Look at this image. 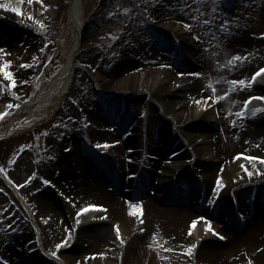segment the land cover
I'll use <instances>...</instances> for the list:
<instances>
[{
  "label": "bare ground",
  "instance_id": "bare-ground-1",
  "mask_svg": "<svg viewBox=\"0 0 264 264\" xmlns=\"http://www.w3.org/2000/svg\"><path fill=\"white\" fill-rule=\"evenodd\" d=\"M64 1L44 0L51 6L45 10L39 0L32 3L26 0L23 12L17 15L11 10L14 0H0V4L10 6L0 8V45L5 46H0L3 49L0 67L6 60L12 61L9 70L17 80L15 90L23 86L30 75L31 69L23 65L34 62L30 42L37 38V30L31 26L37 24L29 13L47 25L41 30L43 35L53 25L52 14L68 6L78 33L59 77L31 101L22 104L16 116L49 102L58 87L65 90L76 70L84 30L82 2ZM226 1L231 0L223 2ZM244 2L237 1L238 11ZM157 12L153 11L152 16ZM152 16L142 21L141 31L132 34L134 38L130 42L134 45L120 55L107 58L100 54L90 59L102 77L93 71L83 80L77 78L86 84L89 94L79 99L77 113L71 107L62 114V118L73 126L66 136L60 137L59 149L52 156L55 159L43 168L44 172L50 173L46 179L51 183L42 184L43 189L47 188L46 198H41L36 210L42 237L50 244L52 252H57L68 264H179V260L184 264H242L245 255L255 264H264V175L261 174L264 173V161L261 160L258 168L249 162L246 172L242 159L227 154L239 148L253 152L256 157H264V111L256 115L260 119L238 115L248 96H264V74L252 87L231 84L232 80L238 79L250 81L256 71L264 68V35H261L264 29L257 35L250 34L247 27L222 34L220 46L225 57L231 59L239 53L248 59L218 71L221 78L216 81V91L207 94L205 90L210 89L204 84L203 76L196 75L203 74L204 65L189 50L197 46L194 34L189 35L188 30L177 22H167L160 29L152 28L149 23L162 17ZM32 20L34 24L30 25ZM126 31H122L123 37ZM130 42L126 41L125 45ZM25 48L30 52L28 57L23 56ZM160 52L165 59L160 57ZM182 56H190L197 63L193 72L185 71ZM159 58L165 60L163 67L153 65ZM140 63L144 64L143 68L127 71L129 66ZM158 75L163 76L158 78ZM0 85L12 88L2 72ZM91 89H95L96 95ZM108 90L112 95L106 98L98 93ZM208 96L213 99L195 103ZM216 96L222 98L217 102ZM127 97L137 100L147 97L144 107L147 112L139 118L132 114L130 104L123 102ZM152 107L157 109L158 116L167 119L171 128H167V122L160 116L153 120ZM78 117L84 123L82 128L74 124ZM15 118L6 121L3 127L8 128ZM109 124L112 130L108 128ZM126 128L129 132L122 135ZM96 142L113 145L101 152L94 148ZM63 144L66 146L61 150ZM189 145L194 148L189 149ZM202 152L208 157H199ZM141 156H146L147 160L142 162ZM172 157H178L174 159L175 166L164 165L163 159ZM187 159L190 160L187 162ZM197 174L204 179L196 180L194 175ZM218 177H222V187L217 195L214 188ZM181 190L193 196L198 192L209 207L180 200L177 195ZM50 191L58 196L55 203L63 207L59 208L65 217L76 215L88 204L103 206L98 212L80 215L81 223L71 227V237L59 250L55 246L68 236V232L59 218L60 213L52 205ZM232 203L244 209L239 211L244 216L234 213ZM133 205L139 206L141 212L133 215ZM199 217L207 218L212 228L224 238L206 231L205 221ZM8 220V223L13 221L9 217ZM193 220H197L195 228H192ZM117 224L123 241L127 240L124 242L126 252L119 249L123 242L116 234ZM2 229H5L4 225ZM26 239L21 225L14 224L11 230L6 225V229L0 231V253L11 254L13 249L9 248L25 243ZM194 243L197 247L189 256V246ZM87 246L91 248L87 249ZM26 253H17L12 264H39L35 254Z\"/></svg>",
  "mask_w": 264,
  "mask_h": 264
},
{
  "label": "rangeland",
  "instance_id": "rangeland-1",
  "mask_svg": "<svg viewBox=\"0 0 264 264\" xmlns=\"http://www.w3.org/2000/svg\"><path fill=\"white\" fill-rule=\"evenodd\" d=\"M25 1L26 0H14V8L20 9V12H16L17 15L23 12L22 7ZM66 1L68 0L64 2L66 3ZM223 1L224 0H81L84 30L81 35L80 49L77 54L76 70L72 75L69 86L63 93H60L61 88L58 87L54 91V97L49 102L38 105L32 110L16 116L19 108L12 107L8 109L7 106L9 104H19L21 106L27 100L32 99L35 94H39L54 82L58 74L64 68L69 52L78 37L68 6L52 14L53 25L48 33L41 35L42 29L40 26L37 24L38 27H35L33 25L34 21H31L30 25H33L31 27L37 30L35 34L37 38L34 40L31 39L32 41L30 42V52H32L34 62L32 63L33 67L30 68V75L27 79L28 83H24V85L17 90H13L6 85H0V112H11V115H7L0 121V126L9 119L16 117L14 123L0 132V165L4 167V172H0V189H4L3 192H0V217L4 218L3 222H0V228L4 225L6 229V225L9 222V213H15V215L9 217V219L15 221L14 224H17V227L21 225V229L27 236L25 243L13 244L12 247L9 248L13 249L11 254L5 255L3 252L0 253V257L7 260L8 264H12L13 260L18 257L17 253L25 255L27 254L26 252L35 254L39 264H68L58 255L55 257L51 255L52 250L50 249V244L46 243L42 237L37 222L36 210L42 202L41 198H46L44 192L47 188L43 189L41 177L47 178L50 173L44 172L45 169L43 168L51 160L50 157L57 153L60 137L66 136L73 126V123L71 124L62 118V114L71 107L75 113H77V111H79V99L89 94L87 93L86 84L79 82L77 78L79 77V79L82 78L83 80V77H86L87 74L89 75V73L93 71L97 73L95 64L90 62V59L96 58V55L100 54L102 57L106 56L107 58L118 54L120 55L123 50L134 45V43L131 45L130 41L134 38V34L139 30L141 31L142 21L148 20V18L152 16L153 11L158 10L157 14L152 16V18L158 15L162 17L155 18L153 22H148L150 27L156 29L159 27L158 29H160L164 24H167V22H172V24L177 22L182 24L185 29L186 27L184 24L189 23L194 25L192 29L186 28L189 35L193 33L194 36L200 35L202 37L200 40L196 39L195 42L197 46L189 48V50L195 53L197 58L203 63L204 72L202 76L204 84L210 89H206L205 92L207 94L212 93L210 91H213V88L216 87V81H219L221 78L218 71H221L223 67L229 66L228 61L230 57H225L221 51L220 41L223 36L222 34H231V31L235 33V31L238 32L248 29L250 34L254 35L256 33L257 35V33H260L264 29V0H244V6L242 9L240 8L241 10L239 11V4H237V1L240 0H231L229 3L227 1V3H224ZM185 4H188L190 7L185 8ZM123 7L132 8L133 11L130 14H125L122 11ZM145 7L149 9L148 12L144 11ZM110 12L113 13V15L110 16ZM258 12L261 13L258 14ZM192 16H195L196 19L193 20ZM0 18H2V16H0ZM93 20H95V22H92ZM205 21H208V23L206 24ZM226 21L227 23H225ZM7 22L11 23V20L7 19ZM221 24H224V28L220 27ZM245 27L247 28L245 29ZM126 30L129 32L127 33ZM122 31H126L124 37ZM86 32L88 33L85 35ZM109 33H113L117 39H113L112 36L108 35ZM176 40H178V38H176ZM126 41L130 43L125 45ZM262 44H264V42ZM3 45L4 44H1L0 46ZM4 47L5 46H3V48ZM27 52V48H25L23 56L28 57L30 52ZM161 52L160 57L164 58L163 53L161 56ZM156 57L158 58L159 56ZM182 58L181 62L186 66L185 71L193 72L197 63L190 56H182ZM262 60L264 61V59ZM164 62L165 60H160L159 58L156 64L153 65L159 67L162 66ZM143 67L144 64L142 63L139 65L134 64L129 66L127 71L137 70ZM97 74L102 77L100 73ZM120 74L122 73L120 72ZM162 76L163 75H158V78ZM13 91L18 95L14 96ZM91 91L96 95L95 89H91ZM98 93L100 96H103V98L112 95L109 90L106 93L102 91ZM123 102L127 103V105L130 104L132 114H135L138 118L142 117L143 112H147L148 110L144 108L147 97L141 100L127 97L123 99ZM152 108V118L154 121L156 119L158 120L160 115L158 116L156 108ZM252 117H255V115ZM160 118H162L164 122H167L165 117L160 116ZM258 119H260L259 116ZM74 124L76 127L78 126L80 128L84 126L82 118L79 117L78 120H74ZM166 125L168 129L171 128L168 122ZM108 126L111 130L113 129L110 124ZM128 132L129 129L126 128L121 134L126 135ZM195 137H198V134ZM199 140L201 141V139ZM98 144L104 145L106 143L100 144L96 142L94 145V148H98L101 152H106V149L113 145V143L109 142L107 144L111 145L110 147H97ZM64 146L66 145L63 144L61 150L64 149ZM200 146L203 147V143H201ZM188 147L192 150L194 145H189ZM66 150H68V148H66ZM202 150L203 149H201V151ZM135 151L139 152L138 149ZM227 154L233 155L236 159H242L243 162H245L243 169L246 172L248 171L249 162L251 164L255 163L254 168H258L261 162L260 159L250 160V157H256L257 155L245 149L236 148ZM247 154L251 156H247ZM201 155H204L205 158L208 157L204 152L200 153L199 157H202ZM222 157L223 155L221 154V158ZM140 159L142 162L147 160L146 156H141ZM174 159H178V157L163 159V163L164 165L166 164L173 167L175 166L174 163H177ZM189 160L187 159L185 161L188 162ZM9 161H15V163L11 164ZM5 172L7 173V177H10L11 181H15V183L10 182L5 176ZM33 173H37L38 175L31 183L25 184L24 181ZM194 176L198 181L204 179L202 175L197 174ZM17 185H22V187H17ZM50 192H52V194L50 193L52 205L60 213L59 218H61L62 223L64 222L65 228H75L77 216H63L61 209L63 207L59 206L61 207L59 208L56 204L58 196L56 193H53V191ZM177 196L186 203L193 202L205 208L209 207V203L204 200L203 196H200L198 192L193 196L181 190L178 192ZM236 205L232 203V208H234L235 211L234 213L240 214L238 215L240 217L244 216L239 213V211H243L244 209H240ZM254 217H257V215H254ZM125 241L127 240L125 239L124 242ZM124 242L119 248L122 252H126ZM89 247L91 248V246H87V249H89ZM224 248L225 247H221V249ZM117 249L118 248L115 246V250ZM249 260L252 259L245 255L244 260L241 259V262L242 264H247ZM252 262L255 264L253 260ZM178 263L184 264L181 260H179ZM0 264H2V261H0Z\"/></svg>",
  "mask_w": 264,
  "mask_h": 264
},
{
  "label": "snow or ice",
  "instance_id": "snow-or-ice-1",
  "mask_svg": "<svg viewBox=\"0 0 264 264\" xmlns=\"http://www.w3.org/2000/svg\"><path fill=\"white\" fill-rule=\"evenodd\" d=\"M28 2H29V3H32L33 0H28ZM39 3L42 5V7H43L45 10H47V8L51 7L50 5H46V4L44 3V0H39ZM9 7H10V6H9L8 4H0V8H5V9H7V8H9ZM184 7H185V8H189L190 6H189L188 4H185ZM11 10L14 11V12H20V9H19V8H12ZM148 10H149V9H148L147 7L144 8V11H145V12H148ZM122 11H123V13H125V14H130V13L133 11V9H132V8H129V7H123V8H122ZM109 15L111 16V15H113V13L110 12ZM29 17H30L31 19H34V20H35V23L38 24V25L40 26L41 29L47 28V25L44 23L43 20L36 19L35 16H33L31 13H29ZM192 19L195 20L196 17H195V16H192ZM205 23L207 24L208 21H205ZM225 23H227V21H226ZM184 26H185L186 28H188V29H192V28L194 27V25L189 24V23H185ZM220 27H221V28H224V24H221ZM121 30H122V29H121ZM108 35H109V36H112L113 39H117V37H115V36L113 35V33H109ZM261 35H264V33H262ZM201 38H202V37H201L200 35H195V39L200 40ZM41 50H43V49H41ZM2 51H3V49H0V52H2ZM6 55H7V54H6ZM36 59H38V58H36ZM247 59H248L247 56L241 57V55H240L239 53H237L235 56H233V57L228 61V64L231 65V66H233V67H235L239 62H241L242 60H247ZM11 64H12V61H10V60H6V61L4 62V64H3V66L0 67V72H2L3 75H4V77H5L8 81L11 82V87H12L13 90H15L16 87H17V80H16V78H15V74H14L12 71L9 70ZM23 67L31 68V67H33V65H32V64H25V65H23ZM162 67H163V65H162ZM180 74L183 75V73H180ZM262 74H264V68H260L258 71H256V72L251 76V80H250V81H249L248 79H246V78H245V79H238V80H232V81H231V84H233V85H239V86H241V88L252 87L254 84H256V82H257V78H258V77H261ZM196 75L199 76V75H203V74H202V73H196ZM24 83L26 84V83H28V81L25 80ZM215 91H216L215 88H213V93H215ZM13 95L15 96V95H18V94H17L15 91H13ZM227 95H228L227 92L224 93V96H225V97H226ZM221 98H222V97H220V96H216V97H215V99L217 100V102H218ZM211 99H213L212 96L201 97V99H200V100H196L195 103L199 104V103L201 102V100H211ZM253 100H261V101H264V96H250V97L248 98V100L244 101V106H243V108L240 110V112L238 113V115H239L240 117H244V116L247 115V113H248V106H249V104H250ZM7 107H8V109H11L12 107L20 108V105H19V104H15V105L9 104ZM261 111H264V109H261ZM252 114L255 115V112H253ZM7 115H11V112H10V111L0 112V121H2ZM70 119H71V118H70ZM232 123H233V125H235V121H232ZM45 134H47V133H45ZM110 146H111V145H109V144H107V143L104 144V145H99V144L97 145V147H110ZM130 151H131V150H130ZM50 159H55V157H50ZM250 159H252V160L260 159V160L264 161V157H255V156H253V157H250ZM9 163L14 164L15 161H9ZM0 172H4V167H3L2 165H0ZM4 174H5V176L7 177V173L5 172ZM261 174L264 175V173H261ZM37 175H38L37 173H33L30 177H28V178L24 181V183H25V184H29V183H31L32 180H33ZM251 175H252V173L249 172V177H251ZM7 178L10 180V182L15 183V181H11V178H10V177H7ZM41 179H42V182H43L44 184H50V183H51V181L48 180V179H46V178L41 177ZM17 187H22V185H17ZM221 187H222V177H218V178H217V181H216V186H215V188H214V192H215L217 195H218L219 191L221 190ZM3 191H4V189H0V192H3ZM68 199L71 200L72 198H71V197H68ZM210 202H211V201H210ZM73 203H75V202L73 201ZM96 208H101V209H102L103 206H97V205H94V204H88V205H86L85 207L80 208L79 211L76 213V216H77L76 224L79 225V224L81 223V221H80V219H79L81 213L87 212L89 209H96ZM140 212H141L140 207H139V206H136V205H133V213H132V214H133V215H136L137 213H140ZM13 215H15V213H9V217H11V216H13ZM97 218H98V217H97ZM3 219H4L3 217H0V222H3ZM198 219H199V220H204V221H205V225H206V229H205V230H206V231H212L216 236H219L221 239L224 238V237L221 235V233L216 232L215 229L212 228L211 222H209V221L207 220V218H205V217H199ZM140 222L143 223V222H144L143 219H141ZM14 223H15V221H12L11 223H8V224H7V229H8V230H11V229L13 228ZM45 223H47V221H45ZM196 224H197V220H193V221H192V228H195ZM4 230H5V229L0 228V231H4ZM115 231H116L117 236L121 238V242H124V241H123V238H122V236H121V230H120V227H119L118 224L115 225ZM67 232H68V236H67L64 240H62L60 243L56 244L55 247H56L57 250H59L63 245L67 244L68 238L71 237V235H72V230L69 228V229H67ZM191 234H192V231H191V229H190V230H189V235H191ZM196 247H197V244H195V243H194V244H191V245L189 246V249H188L187 254H188L189 256H191V255L193 254V251L196 249ZM51 255L55 257V256H57V252L54 251V252L51 253ZM100 255H103V253H101ZM0 261H2V264H8V261L5 260V259H3L2 257H0ZM247 264H253L252 260H249V261L247 262Z\"/></svg>",
  "mask_w": 264,
  "mask_h": 264
}]
</instances>
